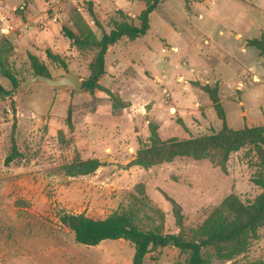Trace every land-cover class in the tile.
Masks as SVG:
<instances>
[{"label": "rangeland", "instance_id": "374dc122", "mask_svg": "<svg viewBox=\"0 0 264 264\" xmlns=\"http://www.w3.org/2000/svg\"><path fill=\"white\" fill-rule=\"evenodd\" d=\"M148 1L0 0V65L18 86L35 75L30 57L52 78L72 72L85 80L93 51L61 29L99 38L113 21L137 23ZM253 38H264V0H163L144 36L107 49L91 92L34 84L17 93L0 69L10 91L0 95V264H132L134 247L123 239L75 242L59 220L64 213L127 212L143 229L176 233L177 213L191 232L223 212L227 198L253 201L264 158L252 148L231 153L225 171L207 158L135 163L157 139L220 130L204 85L216 87L229 128L264 124V56L248 45ZM12 140L20 156L4 165ZM91 159L99 164L93 172H65ZM209 253L208 264L264 262V228L241 254ZM184 259L165 247L142 264Z\"/></svg>", "mask_w": 264, "mask_h": 264}, {"label": "trees", "instance_id": "16d2710c", "mask_svg": "<svg viewBox=\"0 0 264 264\" xmlns=\"http://www.w3.org/2000/svg\"><path fill=\"white\" fill-rule=\"evenodd\" d=\"M163 0H150L137 16V23L113 21L108 32H103L99 38L91 33L74 34L67 28L61 33L72 44L86 47L93 51V57L88 67V76L82 80L81 89L91 92L104 73V57L107 49L122 38L135 39L144 36L149 29L150 14ZM92 14V12L90 11ZM248 45L255 47L264 56V38L248 40ZM51 58L55 59L54 56ZM35 74L50 76L41 69L30 57ZM1 74L6 78L12 89L18 86L17 79L11 72L0 65ZM51 77V76H50ZM213 108L221 120V128L215 133L200 135L193 138H170L155 140L149 147L137 153L135 163L149 167L157 159L163 157L170 160L173 157H191L195 160L209 159L215 166L225 171V165L231 153L243 148H252L264 158V124L244 126L241 129H231L225 122V115L217 96L215 86L204 85ZM10 93L0 84V95ZM69 118V113H68ZM20 154L12 140L11 148L5 156L4 165H8ZM99 166L96 160H75L65 167L68 174H89ZM261 193L248 203H243L235 197L225 201V209L211 219L202 223L191 232L181 228L180 215L176 214L179 231L164 233L153 227L143 229L136 222L135 216L127 212H113L102 219H94L84 214H62L60 222L72 233L75 242L84 246H95L103 240L123 239L134 247L132 264H142L145 255L165 247H174L185 255L182 264H208L207 256L211 250L216 255L241 254L251 238L259 229L264 228V179L259 181ZM253 264H264L255 262Z\"/></svg>", "mask_w": 264, "mask_h": 264}, {"label": "water", "instance_id": "95a60500", "mask_svg": "<svg viewBox=\"0 0 264 264\" xmlns=\"http://www.w3.org/2000/svg\"><path fill=\"white\" fill-rule=\"evenodd\" d=\"M34 84H42L50 88H69L70 90L78 91L81 89V79L77 73L67 72L57 78L35 74L27 79L23 84L15 90L17 93L24 92L29 86Z\"/></svg>", "mask_w": 264, "mask_h": 264}]
</instances>
